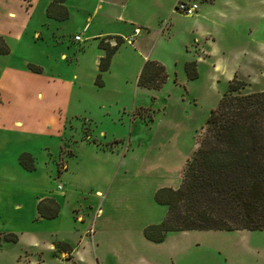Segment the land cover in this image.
<instances>
[{
	"label": "rangeland",
	"instance_id": "obj_1",
	"mask_svg": "<svg viewBox=\"0 0 264 264\" xmlns=\"http://www.w3.org/2000/svg\"><path fill=\"white\" fill-rule=\"evenodd\" d=\"M163 1L144 14L152 35L137 36L164 67L158 87L136 84L134 54L120 46L101 86L81 70L84 87L68 103L74 114L63 134L30 141L0 132V264H264V229L170 230L157 242L142 234L165 213L155 189L179 184L229 79L244 82L238 92L264 89V0H195L203 18L174 9L161 23ZM189 60L193 77L183 68ZM96 142L123 155L106 160ZM21 152L33 168L20 166ZM42 194L57 201L56 216L37 214Z\"/></svg>",
	"mask_w": 264,
	"mask_h": 264
},
{
	"label": "crops",
	"instance_id": "obj_2",
	"mask_svg": "<svg viewBox=\"0 0 264 264\" xmlns=\"http://www.w3.org/2000/svg\"><path fill=\"white\" fill-rule=\"evenodd\" d=\"M51 1L0 0V48H6V51H0V132L21 135L22 140L31 141L36 135L63 134L68 114H74L68 112V103L70 100L74 103L78 101L84 87L81 70L90 72L91 87L101 86L100 72L108 70L110 59L120 46L134 54L135 79L146 60L160 63L148 55L151 43L146 48L143 45L141 49L140 41L144 38H137L140 33L152 35L148 26L144 25V14L158 0H62L52 4ZM175 1H163V10L157 15L159 22L163 23L172 15ZM182 1L196 3L195 0ZM198 8L196 3L191 14L197 19L203 18L205 14ZM136 27L137 31L134 30ZM158 32L159 27L155 29L152 40ZM76 33L80 35L79 39L73 38ZM104 45H114V48L107 67L98 71L99 58L105 52ZM28 64L36 66L38 70L30 69ZM95 71L99 72L98 80ZM106 144L96 142L93 145L106 154V160L108 154L113 162L123 155L114 152V144ZM28 154L32 159V155ZM108 167L109 172L105 173V177L112 172V162H108ZM95 191L101 190L96 188ZM42 198L45 199L44 204L47 203L45 207L50 205L48 199L57 204L54 197L42 194L36 197L35 206ZM57 213L58 204L54 216ZM78 258L84 259L81 256ZM89 260V264H94L91 258Z\"/></svg>",
	"mask_w": 264,
	"mask_h": 264
},
{
	"label": "trees",
	"instance_id": "obj_3",
	"mask_svg": "<svg viewBox=\"0 0 264 264\" xmlns=\"http://www.w3.org/2000/svg\"><path fill=\"white\" fill-rule=\"evenodd\" d=\"M103 47L98 71L107 67L114 45ZM28 67L38 70L32 64ZM183 68L187 77L195 75L193 60L185 61ZM98 76L99 72L95 78ZM165 77L162 64L146 60L136 82L158 87ZM243 83L233 75L209 110L179 184L155 189L154 201L165 204L166 210L159 222L142 228L147 239L158 241L167 230L264 229V89L238 92ZM18 162L33 168L27 152L18 155ZM44 201L42 198L36 204L38 215L54 216L57 204L48 199L50 205L45 207ZM7 238L14 239V235L9 233Z\"/></svg>",
	"mask_w": 264,
	"mask_h": 264
},
{
	"label": "built area",
	"instance_id": "obj_4",
	"mask_svg": "<svg viewBox=\"0 0 264 264\" xmlns=\"http://www.w3.org/2000/svg\"><path fill=\"white\" fill-rule=\"evenodd\" d=\"M174 9L180 11V12H183V13H186V14H191L195 8H196V3L194 2H185V1H182V0H176L174 2V5H173ZM135 31L138 30V28H134ZM73 38L74 39H79L80 38V35L79 34H74L73 35ZM126 39H128V37H125Z\"/></svg>",
	"mask_w": 264,
	"mask_h": 264
}]
</instances>
